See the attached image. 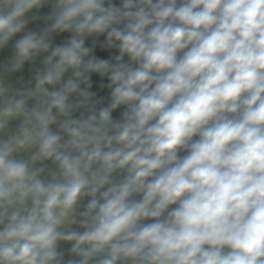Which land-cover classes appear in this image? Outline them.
<instances>
[{
	"label": "clouds",
	"instance_id": "1",
	"mask_svg": "<svg viewBox=\"0 0 264 264\" xmlns=\"http://www.w3.org/2000/svg\"><path fill=\"white\" fill-rule=\"evenodd\" d=\"M0 264H264V0H0Z\"/></svg>",
	"mask_w": 264,
	"mask_h": 264
}]
</instances>
